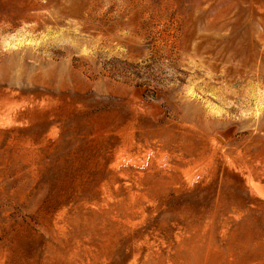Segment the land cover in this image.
<instances>
[{
  "label": "rangeland",
  "instance_id": "1",
  "mask_svg": "<svg viewBox=\"0 0 264 264\" xmlns=\"http://www.w3.org/2000/svg\"><path fill=\"white\" fill-rule=\"evenodd\" d=\"M37 1L0 26V264H264V0Z\"/></svg>",
  "mask_w": 264,
  "mask_h": 264
},
{
  "label": "bare ground",
  "instance_id": "2",
  "mask_svg": "<svg viewBox=\"0 0 264 264\" xmlns=\"http://www.w3.org/2000/svg\"><path fill=\"white\" fill-rule=\"evenodd\" d=\"M42 5L37 0H0V26H10L15 20L24 21ZM217 142L222 143L224 140L217 136Z\"/></svg>",
  "mask_w": 264,
  "mask_h": 264
}]
</instances>
